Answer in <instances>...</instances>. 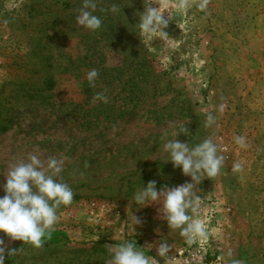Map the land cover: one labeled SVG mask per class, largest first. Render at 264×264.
<instances>
[{"label": "rangeland", "instance_id": "1", "mask_svg": "<svg viewBox=\"0 0 264 264\" xmlns=\"http://www.w3.org/2000/svg\"><path fill=\"white\" fill-rule=\"evenodd\" d=\"M186 2L182 10L181 0H96L103 24L93 32L75 22L83 0H0V196L8 171L33 154L45 167L49 157L62 160L60 178L74 193L42 247L0 232L5 264H106L109 247L130 238L152 246L153 264H182L157 254L161 242L187 244L162 203L140 207L133 195L153 180L158 190L192 182L163 148L185 129L176 139L189 146L208 138L218 145L219 136L230 145L228 158L220 151L221 173L194 187L198 218L220 219L205 224L224 247L223 264L228 253L264 264V5ZM113 4L121 12L109 11ZM148 4L173 18L166 38L135 26ZM240 135L244 148L234 140ZM236 161L240 172L232 171ZM131 213L142 221L134 232Z\"/></svg>", "mask_w": 264, "mask_h": 264}, {"label": "clouds", "instance_id": "2", "mask_svg": "<svg viewBox=\"0 0 264 264\" xmlns=\"http://www.w3.org/2000/svg\"><path fill=\"white\" fill-rule=\"evenodd\" d=\"M190 5L186 0H181L179 8L186 10ZM201 9L206 7L205 3L199 5ZM139 16L138 27L144 36L158 33L160 37L166 38L168 33L165 29L173 18L168 14L165 18L160 7L144 6ZM96 0H83L82 7L78 10L75 22L77 26L89 31L100 30L103 20L96 15ZM109 11L113 14L121 12L118 5L113 4ZM99 76L96 69L87 73L90 87L95 86ZM95 100L107 102V97L97 93ZM223 111V105L220 106ZM216 123V117L212 113L206 116L205 127H211ZM182 130L175 133V138L163 145L168 160L174 168H179L182 174L191 177L192 182L182 185L157 189L155 180L149 181L146 186L139 188L133 195V204L143 207L154 202L162 203L161 211L170 229H178L180 235L188 245L197 241H206L209 232L206 224L198 218L201 207V197L194 191L195 182L201 177L214 178L221 173L225 164V157L220 154L218 145L212 139H204L202 142L189 146L176 139ZM235 143L241 148L246 147V138L242 135L234 138ZM62 160L49 157L47 164L41 161L39 156L33 154L28 157L27 162H22L12 167L6 176L3 185L4 195L0 196V232L10 238L11 241H23L33 247H42L46 239L50 238L51 231L57 224L59 217L57 210L61 205L68 206L73 202L74 193L67 183L62 182ZM243 169L242 162L236 161L232 164L233 172ZM139 217L131 213V230L140 225ZM148 249L137 246L134 239H122L114 247H109L110 259L106 264H153V256L146 254ZM7 245L5 239L0 237V264H5V252ZM18 249L8 251L15 255ZM170 246L161 242L157 249L160 257L167 258ZM230 264H244L240 259L231 258L228 253Z\"/></svg>", "mask_w": 264, "mask_h": 264}, {"label": "built area", "instance_id": "3", "mask_svg": "<svg viewBox=\"0 0 264 264\" xmlns=\"http://www.w3.org/2000/svg\"><path fill=\"white\" fill-rule=\"evenodd\" d=\"M219 149L225 157L228 158L230 153V145L224 136L218 137ZM204 223L218 224L220 226V219L215 213H208L205 216ZM208 227L209 237L206 241H197L192 245L186 244L182 247L170 248L167 258L174 263L182 264H223L224 263V247L221 241L217 239Z\"/></svg>", "mask_w": 264, "mask_h": 264}, {"label": "crops", "instance_id": "4", "mask_svg": "<svg viewBox=\"0 0 264 264\" xmlns=\"http://www.w3.org/2000/svg\"><path fill=\"white\" fill-rule=\"evenodd\" d=\"M250 4L253 5V3H256V0H249ZM261 2L262 5H264V0H259ZM264 20V16L260 17V22H262ZM256 23L252 24L255 25ZM257 37V36H256Z\"/></svg>", "mask_w": 264, "mask_h": 264}, {"label": "trees", "instance_id": "5", "mask_svg": "<svg viewBox=\"0 0 264 264\" xmlns=\"http://www.w3.org/2000/svg\"><path fill=\"white\" fill-rule=\"evenodd\" d=\"M46 87L48 88V89H53V87H54V82H52V81H48V82H46Z\"/></svg>", "mask_w": 264, "mask_h": 264}]
</instances>
